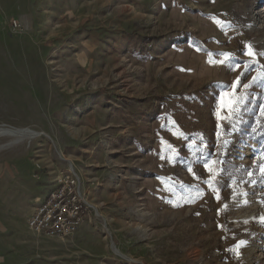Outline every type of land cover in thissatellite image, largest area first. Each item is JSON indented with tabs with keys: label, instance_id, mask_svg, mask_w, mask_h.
I'll return each instance as SVG.
<instances>
[{
	"label": "rangeland",
	"instance_id": "rangeland-1",
	"mask_svg": "<svg viewBox=\"0 0 264 264\" xmlns=\"http://www.w3.org/2000/svg\"><path fill=\"white\" fill-rule=\"evenodd\" d=\"M263 9L0 0V264H264ZM68 174L76 233L29 229Z\"/></svg>",
	"mask_w": 264,
	"mask_h": 264
},
{
	"label": "built area",
	"instance_id": "built-area-1",
	"mask_svg": "<svg viewBox=\"0 0 264 264\" xmlns=\"http://www.w3.org/2000/svg\"><path fill=\"white\" fill-rule=\"evenodd\" d=\"M88 208L78 177L62 175L58 177L54 189L35 209L27 225L38 234L66 239L76 233Z\"/></svg>",
	"mask_w": 264,
	"mask_h": 264
},
{
	"label": "snow or ice",
	"instance_id": "snow-or-ice-1",
	"mask_svg": "<svg viewBox=\"0 0 264 264\" xmlns=\"http://www.w3.org/2000/svg\"><path fill=\"white\" fill-rule=\"evenodd\" d=\"M248 48V51L246 52V55H249V56H254L255 53L252 51L251 49V46H246ZM221 63H223V61H221ZM239 83V79H237L236 82L233 83V89L236 88V85ZM245 87H247V85H245ZM238 100L233 102L232 105H231V109L232 111H235V105L238 104ZM206 169L209 171L210 175L213 174V170L212 168H210L208 165H205ZM261 172H264V166H261Z\"/></svg>",
	"mask_w": 264,
	"mask_h": 264
},
{
	"label": "bare ground",
	"instance_id": "bare-ground-1",
	"mask_svg": "<svg viewBox=\"0 0 264 264\" xmlns=\"http://www.w3.org/2000/svg\"><path fill=\"white\" fill-rule=\"evenodd\" d=\"M262 1H264V0H262ZM259 14L262 16V17H261V20H262L263 25H264V9H263L262 11H260ZM257 35L260 36V37H264V30L261 31V32H260V31L257 32ZM7 130H8V129H7ZM4 131H5V130H4ZM10 131H11V130H10ZM14 131H15V130H14ZM14 131H13V132H14ZM17 133H18V132H17ZM9 135H10V134H9ZM20 135H22V134H20ZM33 135H34V134H33ZM35 136H36V135H35ZM90 206H91L93 209L95 208V207H94L93 205H91V204H90ZM245 221L248 222V223H250L251 220H249V219L246 218ZM242 246H243V244H242ZM248 254H249V253H248Z\"/></svg>",
	"mask_w": 264,
	"mask_h": 264
},
{
	"label": "crops",
	"instance_id": "crops-1",
	"mask_svg": "<svg viewBox=\"0 0 264 264\" xmlns=\"http://www.w3.org/2000/svg\"><path fill=\"white\" fill-rule=\"evenodd\" d=\"M80 227V226H79Z\"/></svg>",
	"mask_w": 264,
	"mask_h": 264
}]
</instances>
